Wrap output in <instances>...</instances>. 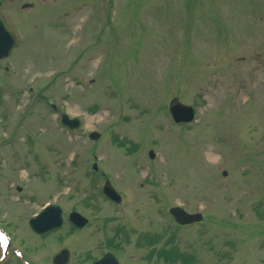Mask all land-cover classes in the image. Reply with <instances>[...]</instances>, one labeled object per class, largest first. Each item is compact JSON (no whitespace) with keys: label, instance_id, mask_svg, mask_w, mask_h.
Here are the masks:
<instances>
[{"label":"rangeland","instance_id":"374dc122","mask_svg":"<svg viewBox=\"0 0 264 264\" xmlns=\"http://www.w3.org/2000/svg\"><path fill=\"white\" fill-rule=\"evenodd\" d=\"M43 1L15 5L21 43L0 60V210L34 263L62 247L67 264H264V0ZM173 98L194 122L173 124ZM47 203L64 222L40 240L25 221ZM174 206L202 221L176 227ZM143 235L188 257L147 258Z\"/></svg>","mask_w":264,"mask_h":264},{"label":"water","instance_id":"95a60500","mask_svg":"<svg viewBox=\"0 0 264 264\" xmlns=\"http://www.w3.org/2000/svg\"><path fill=\"white\" fill-rule=\"evenodd\" d=\"M19 42V37L16 30L9 27L0 17V59L8 56L11 49L16 47ZM169 112L172 119L176 122H189L193 118V109L190 106L183 105L173 99L169 104ZM62 124L69 128H76L79 125L78 120L69 119L66 115L60 116ZM99 134L92 132L89 134L91 140H96ZM153 152H149V157L153 158ZM93 169H96V165H93ZM103 194L111 201L119 202L120 197L118 194L106 183L102 188ZM169 213L179 224H190L201 220L200 214H187L180 207H173L169 210ZM69 220L77 227H82L87 223V220L78 213H70ZM61 209L56 205H48L38 215L29 220V226L34 232H42L51 228L57 227L61 224ZM67 252L63 251L56 256V264H64L67 260ZM92 264H118L116 259L109 253L105 254L100 260Z\"/></svg>","mask_w":264,"mask_h":264},{"label":"flooded vegetation","instance_id":"af4514ba","mask_svg":"<svg viewBox=\"0 0 264 264\" xmlns=\"http://www.w3.org/2000/svg\"><path fill=\"white\" fill-rule=\"evenodd\" d=\"M47 0H44L43 2H46ZM53 1H56L55 3ZM34 2H37V0H27L25 1L24 5H18L17 3L14 2V0H0V15H2L5 19V21L11 25V17L12 15H14L16 13V7L15 5H17L19 7V10H26V9H30V8H33L34 6ZM51 2L53 4H57L59 2V0H51ZM111 3H112V0H111ZM111 3L109 2V0H106L104 2V5L103 6H100L99 7V10L101 11V9H103V11L105 12V15L107 12H110L111 10ZM3 4H8L10 8H8V10H4L3 9ZM108 22V20L110 19V17H107L105 18ZM17 192H20V189H16ZM44 206H42L40 208V210L43 208ZM39 210V211H40ZM38 211V212H39ZM13 212V215L15 216V213L14 211ZM37 212V213H38ZM1 210H0V256H2L1 254V236H2V233L5 234V237H6V247H5V256L4 258H6L3 262H1L0 264H35L34 261L32 260V257H30L28 255V249L27 247L24 245L23 242L19 241L18 240V237L16 236L15 232L13 231V228H12V224L10 222H7V220H4L5 217H3V215H1ZM36 213H33L32 216H34ZM30 216V218L32 217ZM13 218V217H11ZM29 218V219H30ZM29 219H26V225L29 229V232L31 235H33L34 237L40 239V240H44V238L46 236H48V234L50 232H56L58 228H60L61 226L59 227H56V228H53L49 231H46V232H41V233H35L34 231H32V229L29 227L28 225V220ZM11 220V219H10ZM172 222L175 224V226H178V227H186V226H179V225H176V223L172 220ZM88 225H85L84 227H86ZM187 226H190V225H187ZM11 229H10V228ZM83 227V228H84ZM83 228L81 229H73L72 231H75V232H78V231H81ZM2 232V233H1ZM112 235L114 236H118L120 235L119 239H118V243L121 247H127L128 246V241H129V233H128V230H127V226H124V228H119L118 230H114ZM157 237V236H155ZM150 238H154L152 236H148V235H143L142 236V239L137 241L135 243V246L137 248H141V247H152L153 245H155L157 242H160V241H150L149 239ZM113 241H109L108 245L110 243H112ZM164 245L166 248V246L168 248H170V250H165V249H159V250H152L153 247L148 251L147 253V258H151V257H158V258H163L165 259V261L169 262V263H172L174 262L175 260L172 258V256L170 257H167L165 256V253L167 254H172L174 253L175 251L172 249V248H175V236H170L169 237V240L168 241H164ZM111 247L114 246V242H113V245H109ZM62 250H65L64 248H59L58 250H54L53 253H51V262L50 264H54V261L56 260V256L59 255V253L62 251ZM106 252H111L110 250L106 251ZM104 252V253H106ZM17 253L19 254V256L17 255ZM103 253V254H104ZM112 253V252H111ZM103 254H100L99 256H97L95 259L91 260L90 262L94 261V260H97L99 259ZM161 254H163V256H161ZM69 255H70V251H69ZM44 256V255H43ZM68 260H69V257H68ZM89 262V263H90ZM68 263V261H67ZM65 263V264H67ZM87 263V264H89ZM78 264V263H76Z\"/></svg>","mask_w":264,"mask_h":264}]
</instances>
